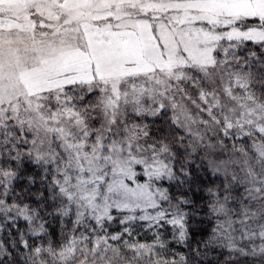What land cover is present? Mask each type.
<instances>
[{"label":"snow or ice","instance_id":"snow-or-ice-1","mask_svg":"<svg viewBox=\"0 0 264 264\" xmlns=\"http://www.w3.org/2000/svg\"><path fill=\"white\" fill-rule=\"evenodd\" d=\"M0 264H264V0H0Z\"/></svg>","mask_w":264,"mask_h":264},{"label":"trees","instance_id":"trees-1","mask_svg":"<svg viewBox=\"0 0 264 264\" xmlns=\"http://www.w3.org/2000/svg\"><path fill=\"white\" fill-rule=\"evenodd\" d=\"M209 179H211V177H209ZM53 226L56 227L58 229L59 225L56 223V221H53ZM18 227L21 229V230H24L26 228V224L24 221H20L18 223ZM145 238H148V237H144L142 236L141 239H145Z\"/></svg>","mask_w":264,"mask_h":264}]
</instances>
